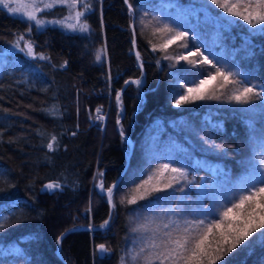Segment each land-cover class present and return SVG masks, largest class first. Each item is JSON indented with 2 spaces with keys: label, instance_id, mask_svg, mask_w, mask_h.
Returning a JSON list of instances; mask_svg holds the SVG:
<instances>
[{
  "label": "trees",
  "instance_id": "16d2710c",
  "mask_svg": "<svg viewBox=\"0 0 264 264\" xmlns=\"http://www.w3.org/2000/svg\"><path fill=\"white\" fill-rule=\"evenodd\" d=\"M86 1L0 6V264H264V0Z\"/></svg>",
  "mask_w": 264,
  "mask_h": 264
},
{
  "label": "rangeland",
  "instance_id": "374dc122",
  "mask_svg": "<svg viewBox=\"0 0 264 264\" xmlns=\"http://www.w3.org/2000/svg\"><path fill=\"white\" fill-rule=\"evenodd\" d=\"M226 2H230V0H226ZM0 6L5 7L12 14L28 18L38 28H42L47 25H59L60 27L66 30L82 32L87 31V24L82 18L83 13L87 10L89 6L86 0H0ZM55 6H64L66 8V12L63 14V12L60 13L53 10ZM80 7L81 9H79ZM251 11L255 13V9L252 8ZM190 12L192 13V16L194 18L195 13L197 12V7H193L188 11L189 16ZM227 12L234 14L237 13L235 11ZM183 13L187 12L183 11ZM201 13V16H203L204 18L207 17L205 10L202 9ZM189 16L186 17L187 20ZM183 17L185 18V16ZM227 17L229 18L230 16L227 15ZM103 55L105 56V53L103 51H99L98 59L101 60ZM220 72L224 73V76L228 75V72L226 73L223 69H221ZM215 75L216 74L212 73L206 77H203L199 79L198 83L195 84L193 87L188 88V95L190 96V99H198L202 97L213 86H215ZM259 89L264 94V89L261 86H259ZM175 174L177 176L176 178L184 175H181L179 173ZM52 187L53 185H48V188Z\"/></svg>",
  "mask_w": 264,
  "mask_h": 264
},
{
  "label": "water",
  "instance_id": "95a60500",
  "mask_svg": "<svg viewBox=\"0 0 264 264\" xmlns=\"http://www.w3.org/2000/svg\"><path fill=\"white\" fill-rule=\"evenodd\" d=\"M131 28H132V33H133V39H134V43H135V34H134V30H133V25L131 24ZM133 51H134V53H136V48H135V46H134V48H133ZM126 139H127V141L129 142V144H130V151H131V149H132V142L130 141V137H126ZM127 163H128V157H127V160H126V164H125V166H124V168H123V170L121 171V173L117 176V178L114 180V182L111 184V186L105 191V195H106V198H107V201L110 203V198H109V195H110V191H111V189L119 182V180H120V178H121V176H122V174L124 173V171H125V169H126V167H127ZM110 217H111V209H110V214H109V219H110ZM109 219H108V221H109ZM108 221L106 222V224L105 225H107V223H108ZM88 229H91V230H94V227H87ZM98 256L99 257H102L103 255H104V252H105V246H100V245H98ZM56 253L59 255V249L57 248L56 249Z\"/></svg>",
  "mask_w": 264,
  "mask_h": 264
},
{
  "label": "built area",
  "instance_id": "2783aa9c",
  "mask_svg": "<svg viewBox=\"0 0 264 264\" xmlns=\"http://www.w3.org/2000/svg\"><path fill=\"white\" fill-rule=\"evenodd\" d=\"M98 117H99V118H102V115H99Z\"/></svg>",
  "mask_w": 264,
  "mask_h": 264
},
{
  "label": "bare ground",
  "instance_id": "6f19581e",
  "mask_svg": "<svg viewBox=\"0 0 264 264\" xmlns=\"http://www.w3.org/2000/svg\"><path fill=\"white\" fill-rule=\"evenodd\" d=\"M89 227H92V226H89Z\"/></svg>",
  "mask_w": 264,
  "mask_h": 264
}]
</instances>
